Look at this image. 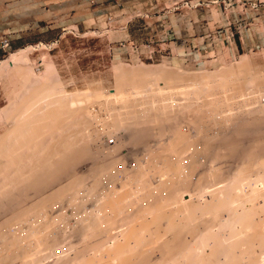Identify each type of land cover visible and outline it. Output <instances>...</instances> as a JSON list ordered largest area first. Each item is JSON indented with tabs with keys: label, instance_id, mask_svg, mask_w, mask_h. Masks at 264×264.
I'll return each instance as SVG.
<instances>
[{
	"label": "bare ground",
	"instance_id": "obj_1",
	"mask_svg": "<svg viewBox=\"0 0 264 264\" xmlns=\"http://www.w3.org/2000/svg\"><path fill=\"white\" fill-rule=\"evenodd\" d=\"M242 61L121 63L69 91L6 62L23 92L0 109V264H264V133L230 169L217 150L264 115V69Z\"/></svg>",
	"mask_w": 264,
	"mask_h": 264
},
{
	"label": "rangeland",
	"instance_id": "obj_2",
	"mask_svg": "<svg viewBox=\"0 0 264 264\" xmlns=\"http://www.w3.org/2000/svg\"><path fill=\"white\" fill-rule=\"evenodd\" d=\"M126 22L129 34L122 29ZM4 36L9 43L2 47L0 42V70L7 63L28 65L33 76L46 81L54 71L53 80H61L67 91L82 89L84 82L97 78L111 87L113 66L121 63L200 73L240 64L246 57L242 63L264 69V0H0V39ZM19 80L12 73L0 78V109L23 92ZM250 92L231 98L234 104L227 111L239 114L251 107L260 94L253 97ZM244 97L251 98L250 103ZM260 100L264 101V94ZM258 120L253 123L258 128L253 125L252 131L242 129V133L231 129L224 140L227 145L220 142L221 160L230 157L222 163L229 167L230 159L237 156L236 164L242 142L245 147L263 135L264 122Z\"/></svg>",
	"mask_w": 264,
	"mask_h": 264
},
{
	"label": "built area",
	"instance_id": "obj_3",
	"mask_svg": "<svg viewBox=\"0 0 264 264\" xmlns=\"http://www.w3.org/2000/svg\"><path fill=\"white\" fill-rule=\"evenodd\" d=\"M0 42H1V46H2V47L7 46L8 43H9L8 37H6V36L2 37V38L0 39Z\"/></svg>",
	"mask_w": 264,
	"mask_h": 264
},
{
	"label": "crops",
	"instance_id": "obj_4",
	"mask_svg": "<svg viewBox=\"0 0 264 264\" xmlns=\"http://www.w3.org/2000/svg\"><path fill=\"white\" fill-rule=\"evenodd\" d=\"M122 29H124L125 31H127V34H129V33H128L129 23L126 22V23L123 25ZM127 36H128V35H127Z\"/></svg>",
	"mask_w": 264,
	"mask_h": 264
}]
</instances>
